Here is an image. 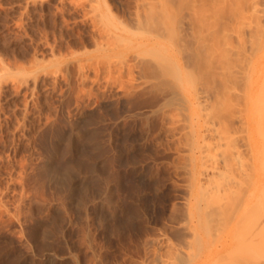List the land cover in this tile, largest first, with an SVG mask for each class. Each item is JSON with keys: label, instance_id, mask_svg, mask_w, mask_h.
Returning a JSON list of instances; mask_svg holds the SVG:
<instances>
[{"label": "rangeland", "instance_id": "obj_1", "mask_svg": "<svg viewBox=\"0 0 264 264\" xmlns=\"http://www.w3.org/2000/svg\"><path fill=\"white\" fill-rule=\"evenodd\" d=\"M219 1L216 10L227 4ZM192 2L190 12L206 13L210 24L218 17L212 15V5ZM158 3L151 10L161 12L150 24L158 27L161 22L169 34L157 39L149 23L134 20L133 0H0V208L5 206L0 209V264H224L231 262L236 242L241 241L239 232L232 231L236 225L247 237L251 227L245 222L254 217L244 218L243 210L249 206L253 212L246 211V216L256 215L257 196L242 192L247 204L238 212L244 216L235 213L229 222L235 227L221 226L218 232L205 225L210 199L207 182L199 185L207 180L204 170L210 176L216 165L215 158L210 159L214 147L215 155L220 150L231 153L239 145L247 168L243 173L236 170L235 180H254L252 166V176L248 175L254 153L251 139L260 140H255L257 145L262 142L260 131L230 123L235 106L231 78L227 87L221 84L223 95L214 91V81L225 79L224 72L229 76V68H223L225 54H219L226 51V38L223 43L220 37L213 41L212 35L195 40L183 18L189 36L183 41L173 31L180 20L177 4ZM189 39L204 42L201 56L195 46L191 50L194 62L202 57V69L188 58L190 49L178 46ZM141 60L158 69V79L142 71ZM204 65L211 71L206 82ZM214 94L220 96L219 109ZM214 111L226 114L229 123ZM245 118L242 126L249 125L250 118ZM251 183L246 184L248 193ZM233 184L228 190L239 183ZM250 200L257 202L251 205ZM245 224L249 227L243 228ZM254 237L248 233L244 240L257 250ZM244 245L239 258L248 264L247 259L255 257ZM258 255L263 257L262 252Z\"/></svg>", "mask_w": 264, "mask_h": 264}, {"label": "bare ground", "instance_id": "obj_2", "mask_svg": "<svg viewBox=\"0 0 264 264\" xmlns=\"http://www.w3.org/2000/svg\"><path fill=\"white\" fill-rule=\"evenodd\" d=\"M159 1H161V2H166V5H167V3L169 4H177V7H176V5H175V9H176V14H177V17L178 18H180V20H179V22H177V24L176 25H174V30L173 31H175V33L176 34H178V36H179V38H181L182 40L184 39V38H186V36L185 35H187L188 34V32L185 30L186 28H184L183 27V25H182V19L183 18H185V19H187V23L189 24V27L191 28L190 29V31H189V34L190 35H192L191 36V38L193 37L194 39L196 38V37H200V36H202V35H212V40H213V38H214V36H215V38H214V40L213 41H215V39L217 38L218 39V41H219V37L221 38L220 39V42H222V40H224V38L223 37H225L226 38V40H224V43L226 44L228 41L231 43H227L228 45H229V47L227 46V44L225 45L224 44V46H226V48L224 49V50H226L224 53H222L221 51L223 50H221V51H219V54L221 53V54H225L224 55V62H225V64H224V62H221V64H224L225 65V67L223 66V68H224V71L226 70V68H229V70L227 69L226 71H229L228 72V75L229 76H227V72H224L223 71V69H221L222 67L220 66V69L222 70L221 72H224V74L226 75L225 77V79H223V80H225V81H214V88H215V90L214 91H216V89H223L224 90V88L225 87H227V85H226V83L225 82H228V81H226L227 80V78H231V81H232V83H231V85H234L235 86V88H234V90H233V92H232V96L234 97V104L233 105H235L234 106V108H232V113H229V114H231V115H229L228 117H230L231 116V121H230V123L232 122V124L235 122V123H237V122H239V125H240V123H241V127H240V129H245V126H251V127H249V129L251 128L252 129V131L253 130H258V132L260 131V133H261V135H259L260 136V138L262 137V142H261V144H260V142L258 143V145H257V143H256V141L258 142V141H260V140H257V139H255L254 141H252V139H253V137H252V139H251V143L253 142V145H254V142H255V145L253 146L252 144H250L251 145V147H254V148H252V150H253V154H251V155H249V157L251 156V157H254L253 159H251V157H250V161L252 162V160H253V162H252V165H250L249 163H248V170H249V172H248V175L249 176H252V174H250V166H252V170H253V175H254V180H251L252 181V183L251 184H253V186H252V190L250 189V192L248 193V188L249 187H247L246 186V184H247V182H251V181H247L246 182V184L244 183L245 182V180L243 181V182H236V180H235V177H236V175L235 174H237V173H235V171L236 170H239L240 171V173H243V172H245L246 171V168H245V166H244V161L242 160V157H241V155L243 154L242 153V151L241 150H239L238 148H239V145H238V147H235L234 148V146H233V148L234 149H232L231 150V153H230V151H227V152H225V150H218V147H219V149L221 148V145L222 144H220V146H218L217 147V149L216 150H218L217 152L218 153H215V155L214 154H212L213 153V150H214V152H215V148L216 147H212V146H210L209 145V147H212L213 148V150H212V152H211V155H209L208 153V155H209V158H210V156H211V158L210 159H212V158H215L214 160V163L213 164H215L216 163V165H212L211 167H213V169H212V171H211V174H210V176H209V172L207 171V170H204V177L205 176H207V180L205 179L204 180V182L203 183H199V185L200 186H202V185H204L206 182V187H205V190H206V195H209L208 197H206L208 200L210 199V202H206V200L204 201V204H205V202L208 204H205V205H207V212L205 213V225H206V227H209L211 230H216V231H218V232H220L221 230H222V228H224V226H229L228 224H230L229 222L232 220V219H234L233 217H234V214L236 213H241V212H238V210H240V208H241V205L242 204H247V203H245V193H247V194H252V196L254 195L255 197L257 196V199H255L254 197V199L255 200H259L258 201V206H257V204H256V202H254L255 200H250L252 203H250L251 205L254 203V204H256V206L254 205L253 207H256V208H259V210L257 211V209H256V211L258 212V214H257V212L256 211H254V213L253 214H255L256 213V215H247L246 216V211L247 212H251V211H248L249 210V206H248V209H245V210H243V213L245 214V217L244 218H249L250 216L251 217H254L253 219L254 220H251L252 218H250V220H246V224H249L250 225V227L251 228H246L247 226L249 227V225H243V228H244V226H246L245 228L246 229H248V230H250L248 233H250L252 236H255L254 238H256L258 241V249H260V246H262L261 248V250L259 251L258 249L257 250H253V248L251 247V244H249L248 245V243H249V240H248V243L246 242V239L244 240V238H247L248 237V233H246L247 234V237L246 236H243V235H245V232L246 231H241V229H239V230H237L236 228H237V225H236V228H235V230H232V228H233V226L235 227V224H234V221L232 222L234 225H232V223L230 224V228H229V230H232V231H238L239 232V234H241V232H242V235H239L238 234V239L239 240H241L240 242H242V239L241 238H243V242L242 243H240L238 240H236V241H238V242H236L238 245H235V248H234V251L231 253V255L234 257H230L229 255L227 256L226 254V257L228 258V257H230V259L232 258V260H231V262H229V261H225L224 262V264L225 263H227V264H230V263H232V264H241V259L239 258V255H240V252L242 251L241 249V247H242V245H244V244H247L248 246H246V245H244V246H246L245 247V249H246V251L248 252V250H247V248H249V249H251V250H253V251H249L247 254L249 255H251L252 257L254 256L255 258H253L254 259V261L253 260H251L250 258L249 259H247V260H251L253 263H251V264H254V262H255V260H256V262H257V264H264V0H235V2H234V0H220L219 2H222V4H223V1H225V2H227V4H223V5H220L219 7L220 8H218L219 10H216V8L217 7H215V6H217L218 5V3H217V0H199L200 2H202V3H208V5L210 4V6L212 5H214V7H215V9L211 6V9H210V6H209V9L210 10H212V15L214 14V17L215 16H218L219 17V19H217L216 17V19H214L215 21H212L211 22V24H210V22H208V19L206 18V17H204L205 16V14L206 13H204V14H195L194 12L193 13H191L190 12V9L188 8V6L191 4H188V2L189 1H192V0H133V5L134 6H136V11L134 12L135 14H134V20L136 21V23H138V24H140V25H142V24H144V25H146L147 23H151L152 22V20H153V17H154V15H155V13H157V12H159V13H157L156 15H158V14H160V12H161V10L160 11H156L155 13L153 12V10H151L152 9V7L153 6H155ZM121 2V1H120ZM124 2V1H123ZM128 2V1H127ZM193 2H194V0H193ZM192 2V3H193ZM199 2V3H200ZM232 2V3H231ZM237 2V3H236ZM195 3V2H194ZM202 3H200V4H202ZM214 3H216V4H214ZM233 3H235L234 5H231V4H233ZM114 4V3H113ZM116 4V3H115ZM119 4V3H118ZM128 4V3H127ZM126 4V5H127ZM158 4H160V3H158ZM169 4V5H170ZM199 4V5H200ZM120 5H122V4H120ZM171 5V6H172ZM207 5V4H206ZM208 5H207V7H208ZM228 6V7H226V6ZM128 6H130V4H128ZM131 6H132V4H131ZM191 6V5H190ZM192 6H195V5H192ZM198 6V5H197ZM196 6V7H197ZM174 7V6H173ZM196 7L195 8H193L192 7V11L194 10V9H196ZM201 7H202V5H201ZM119 8H120V6H119ZM122 8V7H121ZM163 8H164V5H163ZM200 8V7H199ZM203 8V7H202ZM170 9V8H169ZM201 9V8H200ZM203 9H206L205 7L203 8ZM126 10V9H125ZM125 10H124V12H125ZM157 10V9H156ZM189 10V11H188ZM170 11V10H169ZM200 11V10H199ZM214 11H217V13L216 12H214ZM122 12V11H121ZM132 12V11H131ZM130 12V13H131ZM195 12H197V11H195ZM202 12V11H201ZM204 12V11H203ZM162 13L164 14V11H162ZM166 13V12H165ZM123 14V13H122ZM217 14V15H216ZM126 15V14H125ZM198 15V16H197ZM204 15V16H203ZM159 16V15H158ZM157 16V17H158ZM162 16V15H161ZM127 17V16H126ZM164 18H165V14H164V16H163ZM162 17V18H163ZM128 18V17H127ZM160 18V17H159ZM161 18V19H162ZM162 19L164 22V24H166L167 23V21H166V19ZM168 18V17H167ZM132 19V18H131ZM158 19V18H157ZM174 19V18H173ZM175 20V19H174ZM207 20V21H206ZM127 21V20H126ZM133 21V20H132ZM151 21V22H150ZM156 21V20H155ZM128 22V21H127ZM160 22V21H159ZM158 22V23H159ZM96 23V22H95ZM102 23V22H101ZM100 23V24H101ZM154 23V22H153ZM152 23V24H153ZM161 23V22H160ZM158 24V27H156L157 26V24L156 23H154L156 26H154V25H151V29L153 30L154 28H155V30H153V31H151V33L152 32H155L154 33V37H156L157 39L158 38H162V37H164L165 36V34L164 33H166V32H163V30L162 29H164L165 30V28H163V26L161 25V24ZM209 23V24H208ZM97 24H98V22H97ZM125 24V23H124ZM129 24V23H128ZM148 24V25H149ZM134 25V24H133ZM132 25V26H133ZM96 26V25H95ZM101 26V25H100ZM128 26H131L130 24L128 25ZM137 26V25H136ZM154 26V27H153ZM160 26V27H159ZM161 26H162V28H161ZM168 26V28H169V24L167 25L166 24V27ZM97 27V26H96ZM105 27V26H104ZM139 27V26H138ZM137 27V28H138ZM146 27V26H145ZM148 27V29H150ZM153 27V28H152ZM188 27V28H189ZM136 28V29H137ZM167 28V29H168ZM172 28V29H173ZM99 29H101V28H99ZM103 29V28H102ZM134 29V28H133ZM139 29V28H138ZM146 29V28H145ZM144 29V30H145ZM97 30H98V28H97ZM107 30V29H106ZM106 30H104V32L106 31ZM144 30H142V31H144ZM147 30V29H146ZM171 30V29H170ZM148 31V30H147ZM98 32V31H97ZM102 32H103V30H102ZM145 32V31H144ZM169 32H172V31H169ZM98 33H100V32H98ZM167 34H169L168 32L166 33V35ZM199 34V35H198ZM138 35V34H137ZM171 35V34H170ZM170 35H168V37L170 36ZM111 36V35H110ZM172 36V35H171ZM188 36V35H187ZM100 37V36H99ZM104 36L102 35V38H103ZM105 37H107V35L105 36ZM104 37V38H105ZM189 37V36H188ZM204 37V36H203ZM202 37V39L204 40V38ZM209 37V36H208ZM110 38H112V37H110ZM166 38V37H165ZM171 38V37H170ZM223 38V39H222ZM100 39H101V37H100ZM109 39V38H108ZM188 39V38H187ZM197 39V38H196ZM195 39V40H196ZM210 39H211V37H210ZM216 39V40H217ZM106 40H107V38H106ZM105 40V41H106ZM195 40H191V39H189V40H187L186 42V44H184V45H182V43L181 44H179L178 46L180 47V48H182V49H190V51L192 50V48H194V46H195V48H197V50H198V53H199V55L200 54H202V51H204L205 49H204V47L202 46L203 44L202 43H204L203 42V40H201L200 41V44H198L197 42H195ZM207 40V39H206ZM228 40V41H227ZM99 41V40H98ZM108 41V40H107ZM106 41V42H107ZM183 41H185V40H183ZM225 41H227V42H225ZM101 42V41H100ZM182 42V41H181ZM206 42L207 41H205V45H206ZM97 43V42H96ZM223 43V42H222ZM105 44V43H104ZM107 44V43H106ZM202 44V45H201ZM207 44H209V43H207ZM220 44V43H219ZM108 45V44H107ZM182 45V46H181ZM184 46L186 47V48H184ZM208 46V45H207ZM207 46H206V48H207ZM120 47V46H119ZM221 48H223V47H221ZM219 50V49H218ZM183 51V50H182ZM208 52H210V50L208 51ZM217 52V51H216ZM206 53H207V51H206ZM214 54V53H213ZM201 56V55H200ZM191 58L192 59V61L194 60V58H195V55H194V53H193V51H191L190 52V54L188 55V58ZM204 57H208L207 56V54H206V56H204ZM215 57H216V55H215ZM222 55H221V57H219V58H221L222 59ZM187 58V57H186ZM214 58V57H213ZM218 58V60H220ZM201 59H202V57H201ZM201 59L200 60H198V59H195L196 61L194 62V63H197L198 62V64L197 65H200V68L202 69V67L201 66H203V65H201V64H203V62L201 61ZM204 59V58H203ZM142 60H144V59H142ZM142 60H141V63L140 64H142V66H143V70L142 71H144V69L146 70L145 72H148L149 71V74H148V76L149 75H151L150 73L151 72H153L152 74L154 75V77L157 75V71H158V69H154V68H152L151 67V65L147 62L146 63V61L144 62V64L142 63ZM198 60V61H197ZM205 60V59H204ZM139 61V60H138ZM148 61H150V60H148ZM191 61V63H193ZM208 61V60H207ZM221 61V60H220ZM187 62V61H186ZM199 62H200V64H199ZM202 62V63H201ZM150 63H152V62H150ZM188 63V62H187ZM190 63V64H191ZM205 63H206V61H205ZM154 64V63H153ZM190 64H188V65H190ZM213 64V63H212ZM218 64V63H217ZM228 66H227V65ZM138 65V64H137ZM155 65V64H154ZM193 65V64H192ZM208 65V64H207ZM206 65V66H207ZM220 65V64H219ZM195 66V65H194ZM205 66V65H204ZM206 66H205V69L207 70V72L205 71L204 72V74H202V78L204 77L203 75H205V77L206 76H208V73L209 72H211L210 71V69L207 67L206 68ZM215 66H218V65H215ZM156 67V66H155ZM193 67V66H192ZM192 67L190 66V68L192 69ZM157 68V67H156ZM194 68V67H193ZM204 68V67H203ZM211 68H212V66H211ZM219 67H217V69H218ZM142 69V68H141ZM198 69V68H197ZM200 69V70H201ZM216 69V68H215ZM219 69V70H220ZM199 70V71H200ZM212 70V69H211ZM151 71V72H150ZM188 71H190V69L188 70ZM191 72V71H190ZM189 72V73H190ZM198 72V71H197ZM200 72H202V70L200 71ZM213 72V71H212ZM220 72V71H219ZM142 73H144V72H142ZM156 74V75H155ZM160 74V73H159ZM194 74V73H193ZM207 74V75H206ZM199 75V74H198ZM152 76V75H151ZM193 76V75H192ZM153 77V78H154ZM157 77H159V75L157 76ZM157 77H155V78H157ZM193 78H194V76H193ZM222 78H224V77H222ZM158 79V78H157ZM196 79V78H195ZM194 79V80H195ZM204 79V78H203ZM206 79H207V77L205 78V82H206ZM215 79V78H214ZM163 81H164V79H162ZM208 80V79H207ZM197 80H195V82H196ZM208 82V81H207ZM221 82V83H220ZM223 82L225 83V87H222V85H223ZM229 83V82H228ZM227 83V84H228ZM206 84H208V83H206ZM222 84V85H221ZM244 84H245V86H246V88H244ZM168 85V84H167ZM170 86V85H169ZM224 86V85H223ZM171 87V86H170ZM203 87H204V85H203ZM207 86H205V88H206ZM222 87V88H221ZM228 88H229V86H228ZM227 88V89H228ZM207 89V88H206ZM226 89V90H227ZM204 90V89H203ZM217 90V91H218ZM202 91V90H201ZM204 91H207V93H208V90H204ZM216 91V93L218 94V92ZM220 90H219V94H220ZM204 93V92H203ZM206 93V92H205ZM210 93V92H209ZM218 94V95H219ZM222 94V93H221ZM220 94V95H221ZM207 95V94H206ZM216 97L218 96V95H216V94H214ZM223 95V94H222ZM225 95V94H224ZM227 95H228V93H227ZM208 96V95H207ZM202 97V96H201ZM214 97V96H213ZM227 97V96H226ZM232 97V98H233ZM200 98V97H199ZM224 98V97H223ZM219 99V100H218ZM218 101H219V103L217 104V102H216V104L218 105L217 107H218V109L222 106V104H220V96H218ZM201 100V99H200ZM227 100V102H226V104H228L229 105V103H231L230 101H232L231 100V98L229 97L228 99H226ZM211 101V100H210ZM213 103H214V101H212ZM225 103V102H224ZM215 104V105H216ZM205 105H207V102L205 101ZM211 105V104H210ZM213 105V104H212ZM219 105H221V106H219ZM233 105H232V107H233ZM204 107V106H203ZM209 107V106H208ZM212 108V107H211ZM221 111V110H220ZM219 111V112H220ZM218 112V111H217ZM218 112V113H219ZM223 112H225V110L223 111ZM208 112H206V114H207ZM243 113H244V116H243ZM208 114H210V113H208ZM222 115L223 113H219V114H216L215 115V111H214V116H217V115ZM225 114V113H224ZM166 115V114H165ZM164 115V116H165ZM204 116V115H203ZM213 116V115H212ZM222 117H223V115H222ZM224 117H226V114L224 115ZM224 117H223V120H225L224 119ZM245 117H247V119L248 118H250V119H252L251 120V122H254V124L253 123H251V125H250V119L248 120V122H249V125H247V124H245V122H246V118H245V120H244V118ZM207 118V117H206ZM243 118V119H242ZM208 119H209V116H208ZM219 119V118H218ZM222 119V118H221ZM229 119V118H228ZM245 121L244 122V126H242V123L243 122H241V121ZM214 121H216V120H214ZM222 121V120H221ZM225 121H227V120H225ZM228 122V121H227ZM212 123V122H211ZM217 123V122H216ZM219 123V122H218ZM222 123V122H221ZM229 123V122H228ZM220 124V123H219ZM224 124H225V122H224ZM231 124V125H232ZM213 125V124H212ZM223 125V124H222ZM229 124H227L226 125V128H227V126H228ZM224 126V125H223ZM230 126V125H229ZM219 128H220V126H218ZM217 127V128H218ZM223 128V127H222ZM238 128V127H237ZM211 129V128H210ZM213 129V128H212ZM248 129V132H251V134H252V131H251V129L249 130ZM217 131H218V129H217ZM231 131V130H230ZM234 131V130H233ZM239 131V130H238ZM237 131V132H238ZM247 131V130H246ZM229 132V131H228ZM240 132V131H239ZM216 133V132H215ZM218 133V132H217ZM219 133H220V131H219ZM218 133V134H219ZM214 134V133H213ZM217 134V135H218ZM219 135H221V133L219 134ZM222 135H223V133H222ZM249 134H247V136H248ZM215 136V135H214ZM250 136H252V135H250ZM215 137H217V136H215ZM226 137V136H225ZM224 136H223V138H225ZM241 138H242V136H240ZM239 137V138H240ZM256 137V136H255ZM211 138H213V137H211ZM219 138H221V137H219ZM218 138V139H219ZM214 139V138H213ZM227 139V137L224 139L225 141H228V140H226ZM244 139V138H243ZM248 139V138H247ZM246 139V140H247ZM232 140V139H231ZM237 140V139H236ZM241 140V139H240ZM239 140V141H240ZM233 141H235V140H233ZM230 142H232V141H230ZM247 142H249V141H247ZM217 143V142H216ZM223 143H225V142H223ZM234 143V142H233ZM233 143H231V144H233ZM214 144V143H213ZM218 144H219V142H218ZM226 144H227V142H226ZM229 144V143H228ZM236 144H238V143H236ZM248 144V147L250 146ZM260 144V145H259ZM224 145V147H225V144H223ZM230 145V144H229ZM257 145V146H256ZM260 146V147H259ZM230 147H232V145H230ZM206 148L209 150V148L206 146ZM227 149H229L228 148V146L226 147ZM221 149H223V148H221ZM226 149V150H227ZM248 149H250V147L248 148ZM230 150V149H229ZM245 152V151H244ZM250 152H251V150H250ZM227 154H229V155H227ZM250 154V153H249ZM206 155V154H205ZM208 155H206V157L208 156ZM254 155V156H253ZM243 156V155H242ZM203 157V156H202ZM205 158V157H204ZM203 159V158H202ZM249 159V158H248ZM205 159H203V161H204ZM207 160H209L208 158H207ZM207 160H206V162H207ZM202 161V162H203ZM206 162H203L204 164V166H206L205 164H206ZM209 162H210V160H209ZM209 162H207V163H209ZM250 162V163H251ZM212 164V163H211ZM208 165V164H207ZM210 166V163H209V165L207 166V167H209ZM247 166V165H246ZM230 173H234V174H232V177H231V174ZM252 173V172H251ZM247 174V173H246ZM246 174H244V175H246ZM258 174V175H257ZM243 175V176H244ZM247 175V177H248V179H249V176ZM256 175H257V177H256ZM260 175H262V177H260ZM242 176V175H241ZM237 177H239V176H237ZM246 176H244V178H245ZM243 177H241V179H242ZM252 178V177H251ZM250 178V179H251ZM247 180V179H246ZM233 182H235L236 184H233V186L234 185H237V183H239L238 184V187L237 188H235L234 187V189L232 190V187H230V189L228 190V184H230V183H233ZM245 185V186H244ZM248 186H250L249 184H248ZM204 188V187H203ZM244 188V189H243ZM245 188H246V190H245ZM250 188H251V186H250ZM238 189H240L239 191H241V190H243V191H241V192H239L238 191ZM242 192L244 193V194H242ZM248 196V195H247ZM248 198H249V196H248ZM251 198V197H250ZM261 198V199H260ZM262 198H263V203L261 204V202H260V200H262ZM233 199V201H234V199L236 200L235 202H234V204L232 205V203H233V201H231ZM207 200V201H208ZM186 201V200H185ZM186 202H188V201H186ZM232 202V203H231ZM184 203V202H183ZM231 203V204H230ZM0 204L2 205V203L0 202ZM261 205V206H260ZM1 207V206H0ZM5 206L3 205V208H4ZM252 207V208H253ZM263 207V208H262ZM3 208H0V209H3ZM243 209L245 208V205H243V207H242ZM246 208H247V206H246ZM5 209V208H4ZM254 210H255V208H254ZM187 210H185V212H186ZM242 211V210H241ZM245 211V212H244ZM253 212V211H252ZM187 214V213H186ZM240 215V214H239ZM242 213H241V217H242ZM244 216V215H243ZM204 217V216H203ZM244 218H242V219H240L239 218V220H243L244 221ZM242 221V222H243ZM247 221H248V223H247ZM187 224V223H186ZM244 224V223H243ZM232 225V226H231ZM221 226H223L222 228H221V230L219 229ZM232 227V228H231ZM239 227V226H238ZM241 227V226H240ZM239 227V228H240ZM226 228H228V227H226ZM225 228V229H226ZM242 228V227H241ZM242 228V230H244ZM191 229V228H190ZM220 231H219V230ZM245 229V230H246ZM247 230V231H248ZM191 232H194V231H192L191 230ZM217 232V233H218ZM216 233V234H217ZM183 234V233H182ZM185 234V233H184ZM183 234V235H184ZM185 236V235H184ZM183 236V237H184ZM194 236V235H193ZM239 236H242L241 238H239ZM182 237V238H183ZM219 237H221V236H219ZM186 239H187V236H186ZM248 239V238H247ZM167 240V239H166ZM188 240V239H187ZM202 240V239H201ZM254 240V239H253ZM166 242V241H165ZM170 243V242H169ZM235 243V244H236ZM239 243L241 244L240 246H239ZM244 243V244H243ZM165 244V243H164ZM165 246V245H164ZM163 246V247H164ZM189 246V245H188ZM155 247V246H154ZM153 247V248H154ZM202 247H203V243L201 244V247H200V249H202ZM233 247H234V245H233ZM166 248V247H165ZM220 248V247H219ZM164 249V248H163ZM166 249H168V248H166ZM233 249V248H232ZM158 250V249H157ZM159 252V251H158ZM170 251H168V253H169ZM180 252V251H179ZM252 252H255L256 254H257V257L259 258H261V259H256L257 257H256V255H254V253L253 254H251ZM259 252H262V255H263V257L260 255H258V253ZM167 253V254H168ZM183 253V252H182ZM234 253V254H233ZM163 254V253H162ZM170 254V253H169ZM241 254H243V253H241ZM248 255H242V257L243 256H247V258L249 257ZM165 256V258H166V256H167V258H170L169 256L170 255H164ZM163 256V257H164ZM156 258H158L157 256H155ZM225 257V260L227 259ZM153 258V257H152ZM185 259V258H184ZM246 259V258H245ZM155 260V259H154ZM183 260V259H182ZM218 260V259H217ZM216 260V261H217ZM229 260V259H228ZM234 260V261H233ZM247 260H246V262H247ZM163 261H165V260H163ZM187 261V260H186ZM243 261H245L244 259H243ZM247 262L248 264L250 263V262ZM185 262V261H184ZM212 262V261H211ZM255 262V263H256ZM168 263V262H167ZM170 263H172V262H170ZM169 263V264H170ZM213 263V262H212ZM158 264H160V263H158ZM173 264H174V262H173ZM214 264V263H213ZM218 264V263H217Z\"/></svg>", "mask_w": 264, "mask_h": 264}]
</instances>
